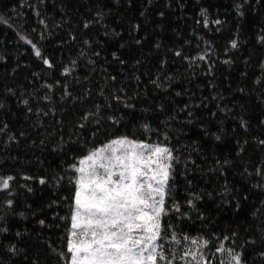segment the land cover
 <instances>
[{"label":"trees","instance_id":"16d2710c","mask_svg":"<svg viewBox=\"0 0 264 264\" xmlns=\"http://www.w3.org/2000/svg\"><path fill=\"white\" fill-rule=\"evenodd\" d=\"M262 29L264 0H0V127L8 125L0 132V176L16 178L11 194L0 191V228L8 229L0 232V264H68L70 224L61 217L69 213L71 165L122 134L174 150L164 217L171 227L158 241L172 264H184V236L212 240L202 250L208 264L227 259L216 252L220 244L242 253L245 264H264V187L257 186L264 185ZM97 106L94 137L96 125L81 116Z\"/></svg>","mask_w":264,"mask_h":264},{"label":"snow or ice","instance_id":"6c2138e0","mask_svg":"<svg viewBox=\"0 0 264 264\" xmlns=\"http://www.w3.org/2000/svg\"><path fill=\"white\" fill-rule=\"evenodd\" d=\"M160 15L163 16L164 13L161 12ZM204 23L207 26L206 19ZM215 23L220 24L221 21L216 20ZM89 26V22L83 25L84 28ZM20 38L31 45L34 55L41 59L44 65L49 69L53 68V63L42 54L36 44L23 36ZM72 39L74 40L75 37L73 36ZM261 41L264 42V37ZM84 43L87 44L88 41L85 40ZM136 43L139 44L140 41L137 40ZM157 47L160 45L157 44ZM237 47V41H231V48ZM95 55L98 56L99 53ZM175 55L179 57L181 52L177 51ZM198 58L205 59L204 56ZM120 62L123 63V61ZM72 63L75 64L76 61ZM62 74L67 75L68 69H65ZM112 79L114 80L115 77ZM9 91L11 92V89ZM23 103L27 105L28 101L25 100ZM0 108H3L2 104ZM107 119L113 124L119 123L114 116H108ZM81 120L85 122L91 120L96 125L97 131L92 133L95 137L101 123L99 106L97 111L85 112ZM259 123L264 126V119H261ZM86 126V123L78 125L81 130ZM7 127L5 123L0 127V132ZM241 127L247 131V122L242 121ZM144 129L150 131L147 124L144 125ZM9 138L15 139L14 136ZM215 139L220 141L222 137L216 135ZM237 143L239 144V141ZM258 144L264 146V139H259ZM240 152H243V148ZM176 159L174 150L167 145L149 143L122 134L107 139V142H102L100 146L93 145L91 150L79 159L78 165L72 164L74 176L69 181L73 185L71 201L68 205L69 213L61 217L70 224L65 254L68 264H162V262L172 264L168 255L165 254L164 245L158 241L164 240L168 228L171 227L164 221V217L169 212L167 201L172 197L173 162ZM216 163L219 164L220 161L217 160ZM223 163L227 165L229 161L225 160ZM258 175H261L264 180V173L258 172ZM15 179L12 175L0 176V191L11 194V184ZM23 179L29 180L32 177L26 176ZM39 183L44 185L46 180L40 178ZM257 186L264 187V185ZM31 190V188L28 189V191ZM64 199L68 200L67 197ZM195 199L199 200L201 197L195 196ZM6 203L9 208H12L14 201L7 199ZM187 203L190 209H196L192 199H189ZM237 209L239 210V204ZM172 210L180 212V207L175 201H173ZM181 215L184 214L181 213ZM198 218L205 219L202 214ZM38 222L40 225L45 224L43 219ZM7 231V228H0V232ZM16 235L19 236L20 233ZM232 236H236V233L233 232ZM230 238L227 235L223 236V240ZM215 239L221 238L217 236ZM171 240L176 245L182 244L175 233L171 234ZM183 241L187 242L180 255L184 264H208L202 250L209 248L212 240L199 237L190 239L184 236ZM7 251L13 255L18 254L15 246H10ZM216 252L227 256L221 264H245L242 253L234 248H226L220 244ZM175 255L176 253L173 252V260ZM25 259L28 260L27 255ZM29 264H39V261L31 260Z\"/></svg>","mask_w":264,"mask_h":264},{"label":"rangeland","instance_id":"374dc122","mask_svg":"<svg viewBox=\"0 0 264 264\" xmlns=\"http://www.w3.org/2000/svg\"><path fill=\"white\" fill-rule=\"evenodd\" d=\"M164 145H166V144H164Z\"/></svg>","mask_w":264,"mask_h":264}]
</instances>
